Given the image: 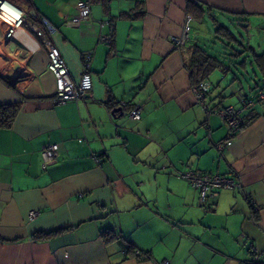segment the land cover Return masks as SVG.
Listing matches in <instances>:
<instances>
[{"label":"crops","instance_id":"obj_1","mask_svg":"<svg viewBox=\"0 0 264 264\" xmlns=\"http://www.w3.org/2000/svg\"><path fill=\"white\" fill-rule=\"evenodd\" d=\"M30 1L17 6L27 14L21 25L0 21V105L18 106L0 126V264H148L129 246L170 264H245L254 246L264 264V102L245 111L249 124L222 152L227 128L215 112L240 106L255 75L248 66L243 87L244 74L214 71L204 109L187 68L199 31L182 49L170 40L187 16L200 30L240 16L250 32L251 21L264 25V0H89L90 17L79 23L78 0ZM36 29L74 81L81 54L93 53L91 98L56 101ZM135 106L137 121L127 117ZM48 143L60 147L43 168ZM188 168L235 177L241 188L220 189L203 207L180 175ZM56 229L64 230L33 238Z\"/></svg>","mask_w":264,"mask_h":264},{"label":"built area","instance_id":"obj_2","mask_svg":"<svg viewBox=\"0 0 264 264\" xmlns=\"http://www.w3.org/2000/svg\"><path fill=\"white\" fill-rule=\"evenodd\" d=\"M7 4L12 9L15 10L13 18L10 20L2 17L3 6ZM76 16L74 17V22L79 23L85 21L90 17L91 6L89 0H78L76 2ZM0 20L4 23L12 25L13 27H18L25 21V16L23 11L18 7L12 5L7 0H0ZM191 18L187 16L182 32L180 35H174L170 38L176 49H182L186 47L190 41V24ZM42 23L49 33L55 32L56 28L46 19H42ZM108 20L99 21V26L103 27L108 24ZM38 36L42 38V43L46 50L48 58V69L53 75L55 82V92L54 96L58 103H64L67 101H77L80 99L91 98L92 90V76H91V62L93 53L91 51H85L81 54L82 60V72L78 80L74 81L71 76L67 64L62 57L59 49L52 44L47 38L43 36L41 30L36 29ZM98 41L101 43L110 44L112 41V36L110 34L100 33ZM193 93L195 95L196 101L201 104L204 109H209L205 103L208 84L206 81H201L197 85L192 87ZM240 106L233 107L232 105H227L221 109L215 110L224 120L227 128V138L217 144V149L223 151L224 148L232 143L233 137L239 133L245 126L249 124V119L244 116L245 111L250 109L256 102H264V91L259 90L256 96H252L246 99L244 95H239ZM128 119L139 120L141 118L140 107H133L128 111ZM59 143H48L45 144L40 150V157L42 161V166L45 168L49 163L55 160L59 151ZM97 161L99 159L95 158ZM181 177L185 178L187 182L195 189L198 190V200L201 206L208 207L210 200L217 197L218 191L220 189L236 190L241 188L240 182L235 177L219 175L215 173L208 172H198L192 168L186 169L182 172ZM83 196V194H79ZM37 215L35 210H30L28 212V218L33 219ZM250 258L245 262V264H258L260 253L256 247L252 246L250 250ZM135 254H140L138 250ZM148 264H170L168 259H163L160 261L150 259Z\"/></svg>","mask_w":264,"mask_h":264},{"label":"trees","instance_id":"obj_3","mask_svg":"<svg viewBox=\"0 0 264 264\" xmlns=\"http://www.w3.org/2000/svg\"><path fill=\"white\" fill-rule=\"evenodd\" d=\"M14 6L26 4L29 6L30 0H7ZM190 9V5H189ZM201 16V14H200ZM225 19L232 25L240 22L239 26L244 30L237 34L231 30V27L223 22L215 20V29L213 40L211 41H195L192 47L191 57L187 68L190 72L192 86L197 85L201 81L210 78V75L218 70L223 73L232 72L235 78L237 72L246 71L249 66L255 77L252 78L254 84L249 87L250 92L244 94L246 99L256 96L259 90L264 91V52L256 53L248 44H245L244 37H248L250 32L248 25L244 24V19L240 16L226 15ZM222 42L224 46L220 49L212 48L211 43ZM248 52L250 55L248 56ZM249 57V60H248ZM208 92V91H207ZM18 106L15 104L0 105V126H9L12 122ZM66 229V228H64ZM64 229H56L46 232H37L33 234L36 240L47 239L53 234H56ZM105 240L115 239V235L111 232H104ZM133 246L128 247V253L133 255L139 261L148 262L151 258L146 252L139 251L140 254H135Z\"/></svg>","mask_w":264,"mask_h":264},{"label":"rangeland","instance_id":"obj_4","mask_svg":"<svg viewBox=\"0 0 264 264\" xmlns=\"http://www.w3.org/2000/svg\"><path fill=\"white\" fill-rule=\"evenodd\" d=\"M2 21V20H0ZM204 27H202V30H200V28L198 26H196L195 24L191 26V31H190V37L191 35H193L195 33V29H197L199 31L198 37L197 39L202 40V41H211L213 40V36H214V27L211 25L210 21L206 20L204 23ZM229 25V24H227ZM231 30L234 33H238L240 32L242 29L239 28V25H232L231 26ZM202 31V33H201ZM243 33V31H242ZM245 40V44H248L250 46H253V48L255 49L256 53H260V52H264V25H259L256 24L254 21H251V29H250V34L248 37H244ZM212 48L217 47V49H220L222 46H224V44L222 42H215V45L211 43ZM248 72V73H247ZM247 72L243 73L244 77L246 79H241V82L243 84V87H246L247 84V79L250 73V69L247 67Z\"/></svg>","mask_w":264,"mask_h":264},{"label":"bare ground","instance_id":"obj_5","mask_svg":"<svg viewBox=\"0 0 264 264\" xmlns=\"http://www.w3.org/2000/svg\"><path fill=\"white\" fill-rule=\"evenodd\" d=\"M15 10L12 9L10 6H8L7 4H5L3 6V14H2V17H4L5 19H8L11 21V19L13 18L15 14ZM3 21V20H2Z\"/></svg>","mask_w":264,"mask_h":264},{"label":"water","instance_id":"obj_6","mask_svg":"<svg viewBox=\"0 0 264 264\" xmlns=\"http://www.w3.org/2000/svg\"><path fill=\"white\" fill-rule=\"evenodd\" d=\"M24 16L26 17L27 16V14H24ZM17 66V65H16Z\"/></svg>","mask_w":264,"mask_h":264}]
</instances>
